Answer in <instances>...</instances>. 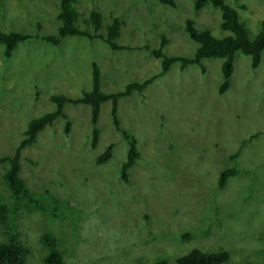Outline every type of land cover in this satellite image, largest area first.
I'll list each match as a JSON object with an SVG mask.
<instances>
[{
  "label": "rangeland",
  "instance_id": "374dc122",
  "mask_svg": "<svg viewBox=\"0 0 264 264\" xmlns=\"http://www.w3.org/2000/svg\"><path fill=\"white\" fill-rule=\"evenodd\" d=\"M193 1L175 0L168 7L159 0H76L79 28L87 29L81 19L91 10L101 13L103 24L117 17V42L128 50L80 37L57 46L28 39L5 60L0 45V157L12 155L30 120L54 110L51 95L77 98L91 89L93 62L101 91L112 93L159 72L160 61L150 51L163 39L164 55L192 56L195 44L185 20L216 38L229 35L219 28L218 11H194ZM223 1L253 39L264 20V0ZM58 2L0 0V32L54 34ZM250 62L235 54L222 95V60L213 59L202 61L204 72L174 64L142 94L119 100L120 128L135 136L140 153L127 184L119 178L127 146L112 125L110 103L100 108L93 149L90 108L65 105L68 134L59 118L21 151L19 176L39 201L12 211L28 250L25 264H41L40 237L47 232L61 244L63 264H176L192 249H224L232 264H264V51L255 70ZM108 144L111 159L96 165ZM225 168L237 174L216 191ZM3 172L0 166V201L14 208Z\"/></svg>",
  "mask_w": 264,
  "mask_h": 264
},
{
  "label": "trees",
  "instance_id": "16d2710c",
  "mask_svg": "<svg viewBox=\"0 0 264 264\" xmlns=\"http://www.w3.org/2000/svg\"><path fill=\"white\" fill-rule=\"evenodd\" d=\"M160 3L168 7H175V0H159ZM76 0H59L57 29L54 34L49 35H29L16 31L8 33L0 32V45L3 46L2 56L5 60L11 57L13 50L22 42L28 39H38L52 46H57L66 37H80L89 41L98 39L103 42L112 51L128 50L127 47L118 44L120 37L121 21L117 17H111L110 22L103 24L101 13L91 10L88 15L81 19L87 29L79 28L78 22L80 14L75 9ZM194 11L204 8H211L220 14L219 28L228 32L229 35L223 38L214 37L207 29L198 30L191 20H185L184 31L187 37L195 44V51L192 56H166L162 53L161 48L165 40L161 42V47L150 51V54L160 61V70L157 74L140 81L127 83L122 90L104 93L100 89L99 76L100 71L95 62L91 64V89L83 92L80 97L71 98L63 94L50 96V101L54 105V110L40 117L29 121L23 137L14 149L12 155L0 157V166L4 168L2 179L10 195L16 204L15 207H8L7 204L0 201V233L3 240L0 241V264H25V257L28 250L20 240V234L15 228L12 211L16 210L19 203L25 208L39 206V201L34 197L29 189L25 186L24 181L20 178V159L21 151L24 148L31 147L37 138V135L46 127L62 118L65 120L64 134H68L69 121L64 114L65 105H85L90 108V123L92 125L90 147H96L99 130L97 121L100 108L105 103H110V116L112 125L116 131L122 134L123 140L127 146L126 158L121 163L119 169V178L122 183L127 184L129 170L140 159V153L137 148V139L134 135L123 131L120 128L117 116L119 100L131 96L133 93L142 94L144 89L155 79L164 75L174 64H179V69L183 71L190 65L198 66L202 72L203 60H222L220 67L222 82L218 88V94H224L230 86V77L233 71L234 56L240 53L250 57V67L255 70L259 63L261 54L264 51V20L260 22V28L253 39H250L243 26L239 21L236 10L228 6L223 0H194L192 5ZM243 8V7H242ZM254 138V136H253ZM243 142L241 148L231 156L230 160H235L243 146L248 142ZM113 144H108L105 150L95 159L96 165L107 163L112 157ZM237 174L235 168H225L219 171L216 180V191H221L231 177ZM53 214V209L51 210ZM186 235V234H185ZM182 235V238L185 237ZM45 254L41 259V264H63L62 252L59 250V241L50 234L44 233L40 237ZM176 264H232L230 254L224 249L216 251H201L192 249L186 254L175 259ZM158 264H166L160 260Z\"/></svg>",
  "mask_w": 264,
  "mask_h": 264
}]
</instances>
